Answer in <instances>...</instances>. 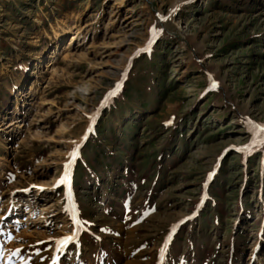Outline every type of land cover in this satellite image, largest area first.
<instances>
[{
	"label": "rangeland",
	"instance_id": "obj_1",
	"mask_svg": "<svg viewBox=\"0 0 264 264\" xmlns=\"http://www.w3.org/2000/svg\"><path fill=\"white\" fill-rule=\"evenodd\" d=\"M257 126L264 0H0V264H264Z\"/></svg>",
	"mask_w": 264,
	"mask_h": 264
},
{
	"label": "bare ground",
	"instance_id": "obj_2",
	"mask_svg": "<svg viewBox=\"0 0 264 264\" xmlns=\"http://www.w3.org/2000/svg\"><path fill=\"white\" fill-rule=\"evenodd\" d=\"M76 39H77V37L75 36V35H71L68 39H67V42L64 44V46H63V48H62V51L64 52V51H67V50H70L69 48H73L74 47V44H75V42H76ZM78 41V40H77ZM58 53V51H53V53L51 54V57H50V61H49V63H48V65H52V60L55 58V55ZM60 53V52H59ZM33 89H32V87H30L29 88V93L32 91ZM15 112H17V106L15 107ZM125 240H126V238H122V240H121V243L124 245L125 243Z\"/></svg>",
	"mask_w": 264,
	"mask_h": 264
},
{
	"label": "snow or ice",
	"instance_id": "obj_3",
	"mask_svg": "<svg viewBox=\"0 0 264 264\" xmlns=\"http://www.w3.org/2000/svg\"><path fill=\"white\" fill-rule=\"evenodd\" d=\"M213 87H216V85L215 84H213ZM110 95H115V92H113V93H111ZM258 128H260V126H257ZM260 130L261 131H264V128H260ZM237 151H244V149H237ZM76 152H73L72 154H71V156H72V160L74 161L75 160V158H76ZM71 162L68 164V165H66V177H67V170L68 169H70L71 168ZM65 177V178H66ZM73 238L72 237H65L64 239H62V240H59V241H57L56 243L60 246L59 248H58V251L59 250H61L64 246H66L71 240H72ZM38 254V253H37ZM54 264H55V262H54Z\"/></svg>",
	"mask_w": 264,
	"mask_h": 264
}]
</instances>
